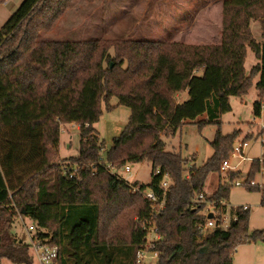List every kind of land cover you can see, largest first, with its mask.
<instances>
[{"label":"trees","instance_id":"1","mask_svg":"<svg viewBox=\"0 0 264 264\" xmlns=\"http://www.w3.org/2000/svg\"><path fill=\"white\" fill-rule=\"evenodd\" d=\"M74 1L24 0L0 30V264L3 258L34 261L29 243L12 232L17 209L31 218L36 237L59 247V264H136L137 251L147 243L141 221L148 219L162 235L154 248L156 264H233L238 246L264 240V229L251 232L250 207L236 206L228 228L201 233L208 215L198 196L234 149L240 130L226 135L219 130L214 153L200 166H188L182 153L166 149L162 135H175L187 122L220 123L232 110L230 97L247 95L259 75L254 107L261 115L264 0H224L221 44L38 40L39 31ZM253 20L261 23V42ZM248 48L260 59L250 71ZM186 90L188 98L179 101ZM114 95L131 115L104 158L95 124L102 103L112 108ZM204 114L207 118L197 121ZM72 122L79 126L80 142L78 154L69 159L81 169L68 177L54 159L60 155L61 125ZM143 160L152 163V179L134 184L165 201L159 212L101 165ZM260 169L259 159L253 160L249 178ZM229 189L221 184L214 195L206 194L218 201L219 222L227 210L219 201Z\"/></svg>","mask_w":264,"mask_h":264},{"label":"rangeland","instance_id":"2","mask_svg":"<svg viewBox=\"0 0 264 264\" xmlns=\"http://www.w3.org/2000/svg\"><path fill=\"white\" fill-rule=\"evenodd\" d=\"M24 0H4L0 5V30L10 16L19 8ZM222 1L224 0H76L65 7L53 22L48 23L38 33V40H109L114 42H131L149 40L156 42H182L185 44L203 43L213 40L221 29ZM254 21V20H253ZM255 31L260 29L259 20L253 22ZM252 27V22H251ZM253 30V29H252ZM254 34V33H253ZM111 53L115 48L110 49ZM255 52L251 49L246 61V68L255 64ZM200 73H202L200 71ZM255 84L245 96H231L232 110L221 115L220 123L199 126L196 122H187L175 135L163 133L166 149L180 152L188 160V166L203 165L214 153L212 141L219 130L229 134L240 130L235 139L234 147L246 141L242 152L234 149L224 156L229 160L230 168L221 170L219 167L209 174L205 193L214 195L221 184H230V189L222 202L227 209L247 205L250 207V231L264 229V204L262 203L263 188H251L247 184L236 185V180L245 181L250 172L253 160L264 156V98L261 115L255 114L254 103L258 99ZM188 96V93H187ZM181 99V96L177 97ZM188 98V97H187ZM112 108L102 103L103 113L95 124L103 144L102 155L113 145L129 121L131 108L119 104L118 97L109 100ZM201 115L198 120L206 119ZM79 127V126H78ZM61 156L54 159L62 164L70 155L78 153L80 132L76 126L63 123L61 125ZM68 132V133H67ZM222 160V161H223ZM131 173L124 168L117 170L125 178L132 181L149 183L152 179V163L148 160L129 162ZM121 168V167H120ZM231 174L234 175L231 181ZM255 180L264 183V176L257 172ZM217 214V209H214ZM230 212V211H229ZM17 213L13 219L12 232L31 243L27 227L33 223L31 218ZM137 218V217H136ZM33 264H42L38 254L30 248ZM150 264H156L157 256L150 257ZM1 264H18L3 258ZM233 264H264V240L254 244L250 242L238 246L233 255Z\"/></svg>","mask_w":264,"mask_h":264},{"label":"built area","instance_id":"3","mask_svg":"<svg viewBox=\"0 0 264 264\" xmlns=\"http://www.w3.org/2000/svg\"><path fill=\"white\" fill-rule=\"evenodd\" d=\"M247 144L246 141L240 143L239 146L234 147V150L237 152H242L244 145ZM261 162V175L264 176V156L259 159ZM107 170L111 171L113 174H115L118 177L124 178L128 183L131 185L133 191L139 192L144 195L145 198H147L152 206L156 209L157 212H159L162 208L165 207V201L160 200L159 196L152 190H141L140 184H134L135 181H132L128 178H125L123 175L119 173L120 169L124 168V172L127 174L131 173V167L128 165V163L124 166L116 167L112 163H107L105 164L104 162L101 163ZM228 168H230L229 160L225 159L221 165V170L226 171ZM81 169V164L79 162L75 161H66L61 164V170L64 175H67L68 177H75ZM119 170L118 172H115ZM163 186L167 188L170 185V180L168 178L163 180ZM236 185H241V184H247L248 186H256L258 188H263L264 189V183L263 182H258L255 180V178H249L247 176L245 178V181H239L238 179L236 180ZM198 201H203L207 203L206 209H205V214L209 215L210 213H213L212 217H207V219L200 224V231L201 233H205L209 229H213L215 226H222L225 228H228L230 226L231 222V215L230 212L226 211L225 213H222V218L221 221L219 222L217 218L214 216L216 211L214 209L217 208V200H209L206 197V193H201L198 196ZM221 205H225L222 200L219 201ZM245 209L249 208V206L244 205L243 206ZM22 216L20 213L19 217ZM235 220L238 219V215L235 214L233 216ZM137 219L141 221L138 217ZM142 222V227L143 229H146L148 234H147V243L145 247L140 248L137 253H136V264H150V257L153 255L157 256L158 258V252L154 250L156 246V241L162 238V235L157 232V226L156 223L153 221V219H148L147 221H141ZM28 232L30 234L31 238V243L30 248L35 250V252L38 254L42 264H59L58 262V257H59V247L54 244H49L46 242H43L39 237L35 236V224L31 223L28 227Z\"/></svg>","mask_w":264,"mask_h":264},{"label":"crops","instance_id":"4","mask_svg":"<svg viewBox=\"0 0 264 264\" xmlns=\"http://www.w3.org/2000/svg\"><path fill=\"white\" fill-rule=\"evenodd\" d=\"M221 7V9H220V12H221V14H222V16H221V29H220V31H219V35H215V36H213L212 37V39L213 40H211V41H205V42H203V43H193V44H221V42H222V32H223V1H222V6H220ZM253 22H255V20L254 21H252V29H253V33H254V36H255V38L258 40V41H263V38H262V28H261V23H260V29H258L257 30V32L255 31V28H254V26H253ZM260 22V21H259ZM251 51V48H248V54H249V52ZM247 57H248V55H247ZM255 58H256V61H255V64H257L259 61H260V59L256 56V54H255ZM247 61V60H246ZM254 64V65H255ZM253 65V66H254ZM252 66V67H253ZM251 67V68H252ZM251 68H250V70H251ZM257 77H259L260 78V75L259 76H257ZM256 77V78H257ZM256 78H255V80H256ZM258 82V81H257ZM256 82V83H257ZM256 86V85H255ZM187 93H188V90H186V91H184L183 93H181V94H179L178 95V97L179 96H181V99H178L179 101H184V100H186L187 99V97L189 96H187ZM67 124H72V125H75L76 126V129H77V131L78 132H80V129H79V127H78V125H76L74 122H72V123H67ZM61 133H63V132H61ZM68 133V132H67ZM79 142H80V139H79ZM60 149H61V138H60V142H59V153H60ZM78 151H79V144H78ZM78 154V153H77ZM77 154H75V155H77ZM75 155H70V156H75ZM60 156H61V153H60ZM69 156V157H70ZM62 157V156H61ZM231 210V209H230ZM229 209H227L226 211H230ZM251 243H255V242H250V244Z\"/></svg>","mask_w":264,"mask_h":264},{"label":"water","instance_id":"5","mask_svg":"<svg viewBox=\"0 0 264 264\" xmlns=\"http://www.w3.org/2000/svg\"><path fill=\"white\" fill-rule=\"evenodd\" d=\"M208 216H209V217H212V216H213V213H210Z\"/></svg>","mask_w":264,"mask_h":264}]
</instances>
